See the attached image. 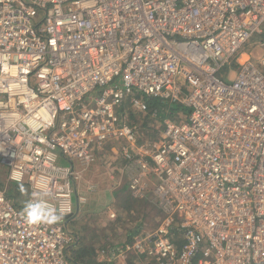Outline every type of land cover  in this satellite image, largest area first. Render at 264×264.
<instances>
[{
	"label": "built area",
	"instance_id": "built-area-1",
	"mask_svg": "<svg viewBox=\"0 0 264 264\" xmlns=\"http://www.w3.org/2000/svg\"><path fill=\"white\" fill-rule=\"evenodd\" d=\"M132 88L188 110L144 141ZM109 143L161 217L108 260L264 264V0H0V167L28 192L0 186V264H73L65 217Z\"/></svg>",
	"mask_w": 264,
	"mask_h": 264
},
{
	"label": "rangeland",
	"instance_id": "rangeland-1",
	"mask_svg": "<svg viewBox=\"0 0 264 264\" xmlns=\"http://www.w3.org/2000/svg\"><path fill=\"white\" fill-rule=\"evenodd\" d=\"M131 94L142 97L145 101H152V104L158 107L161 105L158 102L160 101L162 103L163 100L164 114L161 116V113H158L156 118L150 116L143 117L142 114L132 109L128 101L120 108L122 116L132 121L135 120L134 122L138 128L139 138L147 142L157 141L161 135L164 119L173 117V111L170 107L171 103L164 99L148 97L136 88L131 89ZM132 112L136 113L134 117L132 116ZM177 116L184 117L185 114L178 112ZM111 144L112 143H109L107 147H105L107 148L105 154L107 155L109 167H104L105 170L99 167L97 173L93 175L94 177L89 178V181L92 180L96 184L93 194L91 192L89 193L86 187L87 182L81 180L83 176L82 178H78L75 188L76 193L80 194L75 195L84 198L82 201L84 203L82 209L75 217L72 213L68 215L67 227L77 234V246H75L74 249L81 250L85 263L87 260L91 264H139V260L137 258L133 259L134 257L132 258L131 256L126 259L115 257L108 260L106 253L111 249H118L125 242L131 241L132 238L139 235L143 229L154 226L158 219H160L161 212L156 205L154 200L155 197L152 193L153 180L148 182L144 191L145 195L142 197H135L129 190H124L122 194L117 193L116 195L115 192L112 193L113 191L111 189L112 198L107 199L105 197L104 191L110 188L106 180L115 188V182L118 180V168L123 165V161L118 158L119 155L110 149L112 147ZM103 160L104 157L102 161ZM109 160L113 162L111 163ZM104 162L105 160L100 162V165H106ZM111 167H113V170L110 169ZM105 173L108 175L111 173L112 178L110 179L108 177L105 180ZM5 174L6 170L0 167V186H4L7 192L11 194L17 202L22 199L26 200L28 192L25 184L14 180L6 182ZM85 177H89L88 172L85 173L84 178ZM121 180L122 182H127V177L124 176ZM74 199L75 196H73V200ZM110 212H114L113 217L110 216ZM73 245L74 243L71 246L73 247Z\"/></svg>",
	"mask_w": 264,
	"mask_h": 264
},
{
	"label": "crops",
	"instance_id": "crops-1",
	"mask_svg": "<svg viewBox=\"0 0 264 264\" xmlns=\"http://www.w3.org/2000/svg\"><path fill=\"white\" fill-rule=\"evenodd\" d=\"M142 98V97H141ZM143 99V98H142ZM144 100V99H143ZM145 101V100H144ZM146 102V101H145ZM147 103V102H146ZM132 107V106H131ZM132 109H135L136 110V112L137 113H140V114H142L143 115V117L144 116H146V114L148 113L147 111H145V112H143V111H140V110H138V109H136V108H134V107H132ZM156 111V110H155ZM179 112V111H178ZM178 112H174L173 113V116H177V113ZM182 112V111H181ZM151 113V112H150ZM183 113V112H182ZM184 114H186V113H184ZM156 115H157V111H156ZM156 115L155 116H151V115H148V116H150V117H153V118H156ZM132 121V120H131ZM156 121V120H155ZM106 147H107V145H106ZM105 151H107V148H106V150ZM118 158H120L121 159V157L119 156ZM97 160H100V162H103L104 160H105V164L106 165H104V166H101L100 165V162L99 161H96V162H94L93 164H91L89 167H87L86 169H84L82 172H81V178H82V176H83V179H81V180H85L86 182H87V184H86V187H87V189L89 190V193L91 192L92 194H93V192H94V190H95V188H96V184L91 180V181H89V178L91 177H94L93 175L94 174H96L97 173V170L99 169V167L102 169L103 168V170H105V168L104 167H109L108 166V161H107V155L105 154V152H104V160L102 161V158L101 159H97ZM109 161H111V160H109ZM113 161H111V163H112ZM96 164H98V165H96ZM110 165V164H109ZM111 170H113V167H111L110 168ZM107 171V170H106ZM86 172H88L89 173V177L88 178H84V175H85V173ZM110 172V171H109ZM118 172L119 173H117V175H118V177H121V179L122 178H124V176L125 175H120V168H118ZM82 173H83V175H82ZM112 178V175H111V173H109V175L108 174H106L105 173V180L107 179V178ZM87 179V180H86ZM113 180V179H112ZM81 182V181H80ZM106 183H107V185L108 186H110V188H107L106 189V191H104V194H105V197L107 198V199H111L112 198V193H116L117 191H118V189H120V186L122 187V186H124L125 188H126V190L128 191L129 189H128V184H127V182H122V180H120V182H115L116 183V186H115V188H118V189H115L114 187H112V185L106 180ZM114 188V189H113ZM110 189L113 191L112 193L110 192ZM75 194H80V193H75ZM87 194V193H86ZM82 195V194H81ZM75 196V199L73 200V212H72V215L75 217L76 216V214L82 209V207H83V203L84 202H80L79 200H78V197H77V195H74ZM20 203H22V204H25V202H26V200L25 199H22V200H20L19 201ZM78 216V215H77ZM72 247V246H71ZM71 247L69 248V249H71ZM68 249V250H69Z\"/></svg>",
	"mask_w": 264,
	"mask_h": 264
},
{
	"label": "trees",
	"instance_id": "trees-1",
	"mask_svg": "<svg viewBox=\"0 0 264 264\" xmlns=\"http://www.w3.org/2000/svg\"><path fill=\"white\" fill-rule=\"evenodd\" d=\"M152 98H156V97H152ZM161 99V98H159ZM158 99V100H159ZM128 101V98H126L125 102ZM147 102V106H148V109H147V114L146 116L148 115H151V111L152 110H156L157 111V114L158 113H161V116L164 114V103H163V100H162V103L159 101L158 103H160V107H158L157 105H154L152 104V101H146ZM169 103H171L170 107H171V110L174 112H178V111H182L183 113H186L187 112V108L185 109V107L183 105H181L180 103H176V102H170L168 101ZM185 109V110H184ZM136 112V111H135ZM135 112H132V116L134 117L135 116ZM172 113V115H173ZM164 118V117H163ZM135 121V120H134ZM2 186V185H1ZM124 190H126V188L124 186L120 187V189H118V191L115 193L117 195V193H120L122 194V192H124ZM137 232V231H135ZM78 244V243H77ZM76 245V242H74V245L73 247H71V249H69V256H70V259L71 261L73 262V264H91L90 262H88L86 260V263L84 261V257H83V254L81 252L80 249H74ZM134 259V258H133Z\"/></svg>",
	"mask_w": 264,
	"mask_h": 264
},
{
	"label": "water",
	"instance_id": "water-1",
	"mask_svg": "<svg viewBox=\"0 0 264 264\" xmlns=\"http://www.w3.org/2000/svg\"><path fill=\"white\" fill-rule=\"evenodd\" d=\"M66 219L68 218V216L65 217Z\"/></svg>",
	"mask_w": 264,
	"mask_h": 264
}]
</instances>
